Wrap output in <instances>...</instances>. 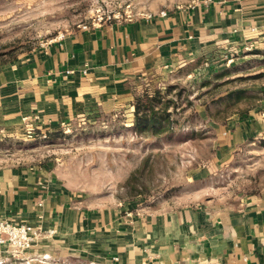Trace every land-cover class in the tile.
<instances>
[{
    "label": "crops",
    "instance_id": "obj_1",
    "mask_svg": "<svg viewBox=\"0 0 264 264\" xmlns=\"http://www.w3.org/2000/svg\"><path fill=\"white\" fill-rule=\"evenodd\" d=\"M166 13L79 25L0 60V134H21L24 117L49 129L132 111L133 85L165 75L166 65L264 45V0H198ZM213 127L219 161L264 139V104ZM0 216L55 230L22 258L0 255V264H264V190L225 206L95 202L45 167L8 164L0 166Z\"/></svg>",
    "mask_w": 264,
    "mask_h": 264
},
{
    "label": "rangeland",
    "instance_id": "obj_2",
    "mask_svg": "<svg viewBox=\"0 0 264 264\" xmlns=\"http://www.w3.org/2000/svg\"><path fill=\"white\" fill-rule=\"evenodd\" d=\"M197 1L0 0V60L79 25L148 17ZM166 67L163 76L139 79L133 91L145 103L147 95L167 102L168 121L137 127L135 109L126 106L49 129L33 125L28 132L25 123L19 135L0 134V166L45 167L95 202L146 207L225 206L263 191L264 139L217 161L213 125L264 104V45L216 48L181 69Z\"/></svg>",
    "mask_w": 264,
    "mask_h": 264
},
{
    "label": "built area",
    "instance_id": "obj_3",
    "mask_svg": "<svg viewBox=\"0 0 264 264\" xmlns=\"http://www.w3.org/2000/svg\"><path fill=\"white\" fill-rule=\"evenodd\" d=\"M166 11L160 15L165 16ZM154 15H148L152 18ZM87 28L88 25H83ZM27 131L34 130V124L29 117H24ZM55 230L45 233L40 223H29L16 221L4 216H0V255L18 259L24 257L27 252L33 249L43 238L52 235Z\"/></svg>",
    "mask_w": 264,
    "mask_h": 264
},
{
    "label": "trees",
    "instance_id": "obj_4",
    "mask_svg": "<svg viewBox=\"0 0 264 264\" xmlns=\"http://www.w3.org/2000/svg\"><path fill=\"white\" fill-rule=\"evenodd\" d=\"M147 96L146 103L141 100V96L135 97L134 123L137 127H152L154 129L156 124H162V122L169 120L168 103L160 98ZM155 101L162 102L163 106L156 107L153 104Z\"/></svg>",
    "mask_w": 264,
    "mask_h": 264
}]
</instances>
